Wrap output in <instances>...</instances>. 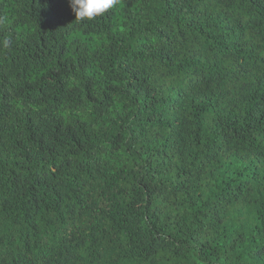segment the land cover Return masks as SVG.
I'll use <instances>...</instances> for the list:
<instances>
[{
  "label": "trees",
  "instance_id": "16d2710c",
  "mask_svg": "<svg viewBox=\"0 0 264 264\" xmlns=\"http://www.w3.org/2000/svg\"><path fill=\"white\" fill-rule=\"evenodd\" d=\"M0 264H264V0H0Z\"/></svg>",
  "mask_w": 264,
  "mask_h": 264
},
{
  "label": "clouds",
  "instance_id": "9594fccd",
  "mask_svg": "<svg viewBox=\"0 0 264 264\" xmlns=\"http://www.w3.org/2000/svg\"><path fill=\"white\" fill-rule=\"evenodd\" d=\"M119 0H68V6L77 21H91L118 4ZM8 41H4V47Z\"/></svg>",
  "mask_w": 264,
  "mask_h": 264
}]
</instances>
